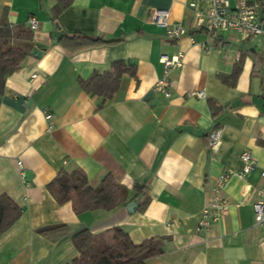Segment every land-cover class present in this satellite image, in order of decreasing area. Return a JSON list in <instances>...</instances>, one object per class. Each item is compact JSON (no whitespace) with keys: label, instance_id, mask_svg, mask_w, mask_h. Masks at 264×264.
<instances>
[{"label":"crops","instance_id":"obj_1","mask_svg":"<svg viewBox=\"0 0 264 264\" xmlns=\"http://www.w3.org/2000/svg\"><path fill=\"white\" fill-rule=\"evenodd\" d=\"M58 3L0 0V25L5 18L32 30L29 18L38 21L35 53L0 93V192L22 207L0 235V264H72L79 254L73 234L88 228L110 237L116 227L134 243L162 238L164 251L145 264H264V225L256 224L252 207L264 187V12L262 32L249 39L236 30L194 28L208 0H68L61 9ZM152 8L169 10V22L187 33L169 37L151 21ZM179 52L183 65L170 70L166 96L155 88L161 55ZM240 57L235 84L223 82ZM116 60L135 64L136 74L125 73L101 104L103 97L85 92L80 80ZM192 90L205 97L188 96ZM216 128L221 141L210 150L207 134ZM244 150L256 166L242 176ZM77 167L93 186L111 173L128 198L112 210L77 212L72 201L58 203L47 184ZM224 171L232 173L223 190L227 211L200 230V213ZM135 184L149 186L143 208ZM131 202L136 208L129 210ZM50 226L56 227L40 232Z\"/></svg>","mask_w":264,"mask_h":264},{"label":"trees","instance_id":"obj_2","mask_svg":"<svg viewBox=\"0 0 264 264\" xmlns=\"http://www.w3.org/2000/svg\"><path fill=\"white\" fill-rule=\"evenodd\" d=\"M67 1L59 0L58 9ZM264 12V7H263ZM262 12V13H263ZM32 30L24 24L14 25L5 18L0 25V93L5 90L8 76L18 71L24 59L33 51ZM229 75H222L223 82L234 85L242 69V57ZM125 73L136 74L135 64L126 60L112 62L111 69L103 73L94 72L89 78L81 79V88L90 95L103 97L101 104L112 97ZM214 105V104H213ZM216 106V105H215ZM47 188L60 204L72 201L77 212L105 209L112 210L124 203L129 189L108 173L97 186L90 184L85 172L78 168L61 170L47 184ZM149 186L135 184V197H140L143 208L150 200ZM22 214V207L8 194L0 192V235L7 231ZM56 226L41 228L40 232L55 229ZM73 242L79 254L72 264H145L152 256L164 251L162 238L151 237L134 243L121 228L116 227L110 237L94 234L85 228L73 234Z\"/></svg>","mask_w":264,"mask_h":264},{"label":"built area","instance_id":"obj_3","mask_svg":"<svg viewBox=\"0 0 264 264\" xmlns=\"http://www.w3.org/2000/svg\"><path fill=\"white\" fill-rule=\"evenodd\" d=\"M209 7L205 13L196 11L194 28H205L208 31H228L236 30L245 38H256L262 32L261 17L264 7V0L249 2V0H235L232 5L231 0H208ZM191 6H195L191 3ZM169 10L152 8L150 10V19L155 24L164 26L166 33L171 38H179L187 33V29L180 24H171L169 22ZM29 25L32 30L38 26V21L34 16L29 18ZM184 54L179 52L178 55L162 54L161 62L164 72L161 78L156 82V90L163 92L166 96L171 95L170 89V70L174 67L183 65ZM33 76H36L34 74ZM188 96L205 97L204 90H192ZM47 113V118H50ZM221 130L213 129L208 135V148L213 150L221 141ZM240 157L244 163L241 175L244 176L252 171L256 166V159L249 150H244ZM231 171H224L216 176L212 186V193L207 205L202 209L198 222V229L207 230L211 227L212 222L219 218L227 211L228 199L223 194V190L231 177ZM22 176L24 173L22 171ZM264 179V168L261 171ZM258 198L252 204L255 222L258 225H264V187L258 189Z\"/></svg>","mask_w":264,"mask_h":264},{"label":"water","instance_id":"obj_4","mask_svg":"<svg viewBox=\"0 0 264 264\" xmlns=\"http://www.w3.org/2000/svg\"><path fill=\"white\" fill-rule=\"evenodd\" d=\"M34 52V51H33ZM35 53V52H34ZM136 206H135V203L134 202H131L128 206V209L131 210V209H135Z\"/></svg>","mask_w":264,"mask_h":264}]
</instances>
